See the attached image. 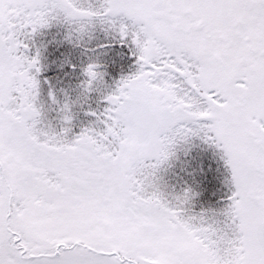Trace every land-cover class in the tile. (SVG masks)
<instances>
[{
    "label": "snow or ice",
    "instance_id": "snow-or-ice-1",
    "mask_svg": "<svg viewBox=\"0 0 264 264\" xmlns=\"http://www.w3.org/2000/svg\"><path fill=\"white\" fill-rule=\"evenodd\" d=\"M0 264H264V0H0Z\"/></svg>",
    "mask_w": 264,
    "mask_h": 264
}]
</instances>
